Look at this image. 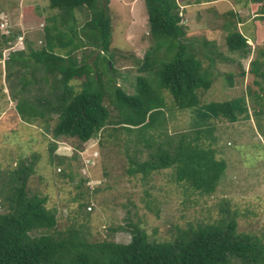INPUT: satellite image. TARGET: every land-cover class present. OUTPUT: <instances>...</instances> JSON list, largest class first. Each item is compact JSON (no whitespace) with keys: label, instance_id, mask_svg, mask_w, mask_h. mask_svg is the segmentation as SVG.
Here are the masks:
<instances>
[{"label":"trees","instance_id":"trees-1","mask_svg":"<svg viewBox=\"0 0 264 264\" xmlns=\"http://www.w3.org/2000/svg\"><path fill=\"white\" fill-rule=\"evenodd\" d=\"M47 1L57 14L45 22L43 45L35 49L29 43L11 50L4 62L18 101L17 114L29 122L54 120V139L76 138L86 143L108 126L115 132L126 131L135 135V145H142L144 150L137 153H147L143 161L129 156L130 175L141 173L147 178L153 171L171 168L184 189L200 195L215 193L229 165L225 158H217L214 123L248 120L249 106L245 96L201 102L200 93L212 86L216 61L227 58L205 48L214 46L212 40L201 44L186 40L178 1L144 0L154 43L138 66L141 75L132 94L113 81L110 0ZM247 1L251 11L263 17L264 0ZM84 11L88 19L79 26L77 13ZM226 14L233 19L224 25L226 51L246 57L248 39L234 21L242 19L233 11ZM20 37L6 34L3 42L9 45ZM79 51L85 52L81 58ZM250 72L260 79L254 82L259 92L251 96L260 103L256 114L264 115V65L254 61ZM75 80L81 81L79 91L72 84ZM227 80L233 86L232 74L228 73ZM164 92L172 97L174 110L193 113L190 130L167 133V111H172ZM106 99L117 111L114 118ZM55 150L53 143L50 153ZM35 161L33 156L29 164L23 160L7 172L0 171V264H264L263 239L238 231L237 213L228 209L227 201L216 221L177 229L168 240L150 239L131 220L121 228L130 235L127 243L91 242L73 226L61 231L56 212L46 207L47 198L28 186Z\"/></svg>","mask_w":264,"mask_h":264},{"label":"rangeland","instance_id":"rangeland-1","mask_svg":"<svg viewBox=\"0 0 264 264\" xmlns=\"http://www.w3.org/2000/svg\"><path fill=\"white\" fill-rule=\"evenodd\" d=\"M177 1L186 26V40L198 44L212 40L215 49L210 44L205 48L227 58L216 61L212 86L200 93L201 102L245 96L249 106L248 120L214 123L218 137L214 147L221 150L217 158H225L229 166L225 180L210 195L184 189L183 183L175 181L171 168L153 171L147 178L141 173L130 175L129 156L143 161L147 153H137L144 149L141 144L135 145V135L126 131L115 132L108 126L88 142L80 143L76 138L54 139V120L29 122L19 116L4 62L11 50L29 43L35 49L42 46L45 22L57 11L49 8L47 0H0V171L7 172L23 160L29 164L35 156L28 186L47 198L46 207L56 212L59 230L73 226L91 242L127 243L130 235L121 228L128 227L131 220L139 223L150 239L168 240L177 229L216 221L227 201L228 209L237 213L238 231L264 241V115L256 114L260 103L251 96L259 92L254 82L260 79L250 72L254 61L264 65V15L259 17L252 12L247 0ZM108 7L112 24L110 52L116 71L113 81L132 94L136 77L141 75L138 66L154 43L149 35L145 1L110 0ZM229 11L242 19L239 23L234 21L237 30L248 39L250 53L246 57L226 51L224 25L232 19L226 14ZM77 17L82 26L88 19L87 11L78 12ZM13 33L21 37L5 44L3 35ZM85 52L79 51L78 58ZM92 60L89 57L88 61ZM228 73L233 75V86L228 84ZM72 84L76 91L81 89L80 80ZM163 94L172 111H167V133L190 130L193 113L174 110L170 94ZM105 105L114 118L117 111L107 99ZM53 143L56 150L51 154Z\"/></svg>","mask_w":264,"mask_h":264}]
</instances>
